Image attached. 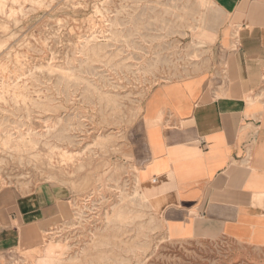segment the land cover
<instances>
[{
	"label": "rangeland",
	"instance_id": "374dc122",
	"mask_svg": "<svg viewBox=\"0 0 264 264\" xmlns=\"http://www.w3.org/2000/svg\"><path fill=\"white\" fill-rule=\"evenodd\" d=\"M217 20L204 0L0 3V211L47 193L59 212L2 264H264V249L171 240L137 183L143 102L207 68Z\"/></svg>",
	"mask_w": 264,
	"mask_h": 264
},
{
	"label": "crops",
	"instance_id": "0c3cea01",
	"mask_svg": "<svg viewBox=\"0 0 264 264\" xmlns=\"http://www.w3.org/2000/svg\"><path fill=\"white\" fill-rule=\"evenodd\" d=\"M204 2L219 26L207 68L153 88L143 102L139 193L173 241L260 250L264 0ZM57 201L47 193L13 197L0 211V264L13 251L35 248L58 221Z\"/></svg>",
	"mask_w": 264,
	"mask_h": 264
},
{
	"label": "bare ground",
	"instance_id": "6f19581e",
	"mask_svg": "<svg viewBox=\"0 0 264 264\" xmlns=\"http://www.w3.org/2000/svg\"><path fill=\"white\" fill-rule=\"evenodd\" d=\"M3 2H4V0H0V3H3ZM13 3H14V2H13ZM39 5H40V4H39ZM36 7H37V6H36ZM40 8H41V7H40ZM136 171H137V169H136ZM48 252H49V251H48ZM46 253H47V252H46ZM51 256H52V255H51V252H49L48 256H44L45 258H43V259L41 258L42 260H41V259L38 260V261H39L38 264H49V263H48V260H47V257L51 258ZM49 258H48V259H49Z\"/></svg>",
	"mask_w": 264,
	"mask_h": 264
}]
</instances>
